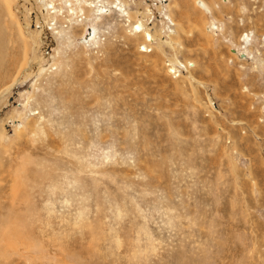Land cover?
<instances>
[{"label":"rangeland","instance_id":"obj_1","mask_svg":"<svg viewBox=\"0 0 264 264\" xmlns=\"http://www.w3.org/2000/svg\"><path fill=\"white\" fill-rule=\"evenodd\" d=\"M4 1L0 264H264V0Z\"/></svg>","mask_w":264,"mask_h":264},{"label":"bare ground","instance_id":"obj_2","mask_svg":"<svg viewBox=\"0 0 264 264\" xmlns=\"http://www.w3.org/2000/svg\"><path fill=\"white\" fill-rule=\"evenodd\" d=\"M12 1L13 0H11V2H10V0H5L4 2H5V4L6 5H8V10L10 11V14L11 15H13L14 14V12L12 11V9H11V7L10 6H13V4L11 5V3H12ZM54 1V0H53ZM92 1V0H91ZM97 1H99V0H97ZM107 1H109L110 2V0H107ZM114 2H113V5H114V7L116 8V10H118L119 11V13H121V14H123V15H126V17L127 18H129V17H133V11H128L127 10V8H125L124 7V9H122L123 7L122 6H118V5H116L117 4V1H119V0H113ZM116 3V4H115ZM90 4H91V2H90ZM95 4V3H94ZM199 4H200V7L201 8H203L204 10H206L207 9V11H209V8L207 7V5H206V3L204 2V1H202V0H200L199 1ZM47 5V4H46ZM92 5V4H91ZM120 5H122V4H120ZM45 8L47 9V11H48V13H49V9H51V10H53L54 9V6H52V4L51 3H49L47 6H45ZM150 11V10H149ZM47 13V14H48ZM209 13V12H208ZM135 15V14H134ZM134 18V17H133ZM171 18L172 17H170V20H171ZM19 23V22H18ZM133 25V24H132ZM22 28V27H21ZM132 30L133 31H135L137 34L138 33H140L142 30H143V35L145 36V41H151V39L152 40H154V34L153 33H151L150 31H148V32H146V31H144V27H143V25H142V23L141 22H138V24H135V25H133L132 26ZM22 30V29H21ZM20 30V31H21ZM87 30H89L88 31V35H92L93 34V29H92V27H87V29H86V31ZM139 30H141L140 32H137V31H139ZM147 30H149V29H147ZM23 31V30H22ZM21 31V32H22ZM22 35H24L23 34V32H22ZM140 35H141V33H140ZM244 37H245V39H244V41L246 42L247 40L249 41V39H250V37H248V34L247 33H244ZM156 39V38H155ZM150 44V43H149ZM175 59H176V57H175ZM175 59H172L173 60V63L175 62ZM177 63V62H176ZM190 63V62H189ZM190 65H192L191 63H190ZM22 66V65H21ZM23 67V66H22ZM20 71H22V70H20ZM18 73H19V71H18Z\"/></svg>","mask_w":264,"mask_h":264}]
</instances>
